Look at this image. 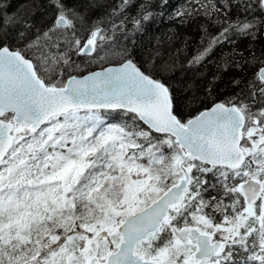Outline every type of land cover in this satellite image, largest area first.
Masks as SVG:
<instances>
[{"label":"snow or ice","instance_id":"1","mask_svg":"<svg viewBox=\"0 0 264 264\" xmlns=\"http://www.w3.org/2000/svg\"><path fill=\"white\" fill-rule=\"evenodd\" d=\"M132 6L49 0L51 25L0 10V264H264V53L234 49L257 70L208 107L177 95L159 42L136 53L132 37L170 0H142L129 29ZM257 10L264 0L173 9L207 21L188 64L254 37ZM73 55L117 66L73 74Z\"/></svg>","mask_w":264,"mask_h":264},{"label":"trees","instance_id":"2","mask_svg":"<svg viewBox=\"0 0 264 264\" xmlns=\"http://www.w3.org/2000/svg\"><path fill=\"white\" fill-rule=\"evenodd\" d=\"M110 2L115 4L119 0H110ZM141 2L142 0H133L134 6L127 10L129 16L127 28L129 29L132 28L130 18L137 14L138 5ZM189 2L190 0H170V8L165 12V15H156L154 19L145 22L144 31L135 33L132 39L136 41L138 56H146V53L150 52L159 42L167 52L168 57L175 61L172 70L167 75L170 82L177 89V95L183 96L187 93L188 96H192L195 93L209 107L213 102L226 100L238 91L231 83L234 79L248 80L253 77L258 65L241 62L239 54L233 56V50L243 53L245 60H250L253 54L257 57L261 56V53H264L263 25H258L254 37L252 35L233 36L229 42L215 48L201 64L190 66L188 60L196 53L201 44V36L204 35L199 25L205 24L207 21L204 17H199L195 22L181 24L178 18H170L173 9ZM37 3L41 5L39 9L31 6L32 0H0V10H6L8 16L16 14L28 23L33 22L30 13L34 12L35 20H42L45 25H51L54 19V9L49 7V0H37ZM6 5L10 6L5 9L4 6ZM152 10L159 12L158 8ZM42 12L47 14L42 16ZM255 14L258 16L264 15L259 10ZM231 15L235 19V11ZM243 15L241 14V18H243ZM116 22L119 23V20ZM209 30L215 34L220 31V28L214 24H209ZM169 37L173 38L169 39ZM120 39L123 40V37ZM124 42L128 43L129 48L132 47L131 43ZM101 55H104V53H101ZM72 59L78 65L73 74H83L106 65L116 64L117 57L110 55L107 59L101 61L86 56L73 55ZM233 60L242 63V67H236L235 63L232 62ZM189 88L192 90L189 91ZM193 107L195 106L191 104L185 107V114L194 115Z\"/></svg>","mask_w":264,"mask_h":264},{"label":"water","instance_id":"3","mask_svg":"<svg viewBox=\"0 0 264 264\" xmlns=\"http://www.w3.org/2000/svg\"><path fill=\"white\" fill-rule=\"evenodd\" d=\"M263 37H264V25H263ZM110 66H117V65H116V64L106 65V66H104V67H102V68H98V69H94V70H90V71H88V72H85V73H83V75H87L89 72L101 71L102 69L107 68V67H110ZM211 106H212V105H211ZM211 106H209V107H211Z\"/></svg>","mask_w":264,"mask_h":264},{"label":"bare ground","instance_id":"4","mask_svg":"<svg viewBox=\"0 0 264 264\" xmlns=\"http://www.w3.org/2000/svg\"><path fill=\"white\" fill-rule=\"evenodd\" d=\"M182 2H183V1H182ZM179 3H180V2H179ZM53 16H54V15H53ZM53 16H52V17H53ZM146 37H147V36H146ZM178 55H179V54H178ZM186 58H187V57H186ZM184 61H185V60H184ZM175 65H176V64H175Z\"/></svg>","mask_w":264,"mask_h":264}]
</instances>
